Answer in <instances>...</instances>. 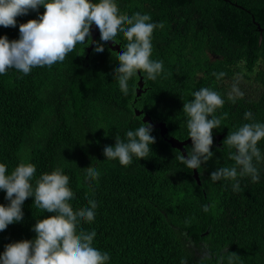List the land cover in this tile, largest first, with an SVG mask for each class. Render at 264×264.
I'll list each match as a JSON object with an SVG mask.
<instances>
[{"label": "trees", "instance_id": "1", "mask_svg": "<svg viewBox=\"0 0 264 264\" xmlns=\"http://www.w3.org/2000/svg\"><path fill=\"white\" fill-rule=\"evenodd\" d=\"M115 2L121 14H149L150 22L164 24L151 37V59L163 61L162 73L153 81L141 72L145 92L140 97L137 74L125 95L114 77L117 52L100 40L104 51L95 52V45L88 59L90 44H77L51 67H35L27 75L7 69L0 74V163L7 174L22 162L34 164V188L43 174L61 168L69 176L74 210L95 200V219L80 221L77 231L97 233L93 246L109 254L107 264H229L226 248L237 254L232 264H264V160L253 161L259 181L238 177L240 190L234 191L236 181L210 177L216 169L235 166L229 158L235 149L212 147L213 158L198 169V184L194 171L177 158L182 152L166 140L189 138L184 103L204 87L225 101L214 115L227 117L212 133L224 134L222 143L246 123H264V30L255 24L264 29V0ZM44 11L40 6L18 16L16 27L0 26V37L19 39L20 24ZM116 43L124 48L128 41L118 33ZM220 72L226 75L217 79L213 73ZM234 84L243 96L233 93L230 100ZM135 109L164 122L168 134L153 129L156 143L145 159L133 156L127 166L107 160L104 148L115 146L117 137L127 142V131L141 125L143 115L136 116ZM192 146L185 147L187 154ZM258 147L264 156V139ZM89 166L97 167V179L86 178ZM34 200H25L22 221L0 231V255L10 243L34 240L37 220L55 215ZM9 203L0 190V204Z\"/></svg>", "mask_w": 264, "mask_h": 264}, {"label": "clouds", "instance_id": "2", "mask_svg": "<svg viewBox=\"0 0 264 264\" xmlns=\"http://www.w3.org/2000/svg\"><path fill=\"white\" fill-rule=\"evenodd\" d=\"M45 9L38 19L20 24V37L9 40L7 36L0 37V74L14 68L27 75L35 67H51L57 62H63L68 53L75 50L77 44L96 43L95 52L102 53L104 45L91 39V28L95 24L100 31L103 42H116L118 33H122L128 41L123 51L117 53L119 67L115 70L120 90L127 95L129 80L139 72L146 74L147 80H156L163 71V61L151 59V37L156 28L164 24L152 23L149 14L136 12L132 16L121 14L115 0H0V26L16 27V18L27 15L30 11ZM87 38V39H86ZM84 47V48H85ZM84 48L81 50L84 52ZM217 79L226 75L224 72L213 73ZM243 93L234 84L229 99ZM194 99L184 103L183 112L188 117V136L192 140V148L188 158L181 153L179 161L188 169H200L214 156L211 151L213 129L221 127V121L227 117L214 115L216 109L222 108L225 101L221 95L210 88L204 87L193 93ZM211 117V119H209ZM253 118L251 111L245 113V119ZM153 126L144 123L135 130L126 133L127 142L116 138L115 146H106L104 155L107 160L118 159L121 165L132 163L133 156L145 159L156 143L152 136ZM264 139V123H246L236 131H230L223 141L224 146L235 149L229 152V158L235 162L233 167H222L211 173V181L223 179L236 181L234 191L240 190L239 178L250 176L253 183L259 181V171L253 161L264 160L258 142ZM36 166L32 163H20L11 174H7V166L0 163V190L6 192L10 203L0 204V231L10 224L23 220L22 206L26 199L34 197V205L55 215L38 219L33 227L37 234L34 240H22L6 245L0 255V264H107L110 256L93 246L97 233L93 230L77 231L80 221L91 223L95 219L97 202L89 200L90 207L77 210L69 203L74 193L69 187V176L63 174L61 168L43 174L32 180ZM100 173L95 166L86 168V178L97 179ZM204 211L208 212L206 205ZM229 253V264H232L236 253ZM203 259H210L205 255ZM222 261L223 256L219 257ZM182 264L184 262L182 261Z\"/></svg>", "mask_w": 264, "mask_h": 264}, {"label": "water", "instance_id": "3", "mask_svg": "<svg viewBox=\"0 0 264 264\" xmlns=\"http://www.w3.org/2000/svg\"><path fill=\"white\" fill-rule=\"evenodd\" d=\"M238 7H240V6H238ZM254 22H255V20H254ZM255 24L258 26L260 31L264 30L261 28V26L257 22H255ZM91 34H92L91 39L94 42H97L98 40L101 41L100 31L95 24L92 25ZM101 42L107 44L108 47L110 48V50H112L114 52L121 53L123 51V47L119 43H116L113 41H109V42L101 41ZM95 45H96V43H92L87 48V55H86L87 59L89 58V54L94 49ZM138 76H139V80L137 83L136 95H137V97H140L145 92V90H144L145 82H144V77L141 75V72L138 73ZM135 114H136V116L143 115V118H142L143 122L144 123H150L153 126V129H157L160 131L161 136L165 137L168 134V128L164 122L154 121L148 114H144L143 111H140L137 109H135ZM166 140L171 144V146L173 148L180 150L182 152V154L185 156V158H188V154H187L185 147L187 145H193L191 138H188L184 141H180L174 137H170V138H166ZM193 171H194V174H193L194 178L197 180L198 184H200L198 169H193Z\"/></svg>", "mask_w": 264, "mask_h": 264}, {"label": "flooded vegetation", "instance_id": "4", "mask_svg": "<svg viewBox=\"0 0 264 264\" xmlns=\"http://www.w3.org/2000/svg\"><path fill=\"white\" fill-rule=\"evenodd\" d=\"M224 139V134H220V135H218V134H216V135H214V137H213V141H214V143H213V145H212V147H222V140ZM211 147V148H212Z\"/></svg>", "mask_w": 264, "mask_h": 264}]
</instances>
